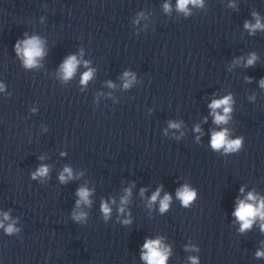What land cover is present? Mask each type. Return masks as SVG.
I'll use <instances>...</instances> for the list:
<instances>
[{
    "label": "clouds",
    "instance_id": "clouds-1",
    "mask_svg": "<svg viewBox=\"0 0 264 264\" xmlns=\"http://www.w3.org/2000/svg\"><path fill=\"white\" fill-rule=\"evenodd\" d=\"M189 5L203 7V0H177V10L183 12L185 15L190 14ZM165 11H170V5H164ZM253 16L256 18V23L252 24L250 22H245V28L248 29L251 33H255L256 30H264V23H261L260 18L257 13H253ZM21 43L23 47H21ZM16 52L23 59V65L25 68H33L37 66V58L42 57L44 55L43 48L41 46V41L38 37H31L25 39L22 42H17L16 44ZM257 57L255 54H252L247 60V66H252L255 64ZM80 61L76 58V56H69L61 65V71L63 73V79L68 80L71 78L77 68V65ZM85 66H87V62H85ZM93 75V71L89 69L86 71L81 79V84H87V82L91 79ZM131 76V73L125 72L124 77ZM135 79L132 76L131 80H126L124 83V87H130L132 81ZM260 87L264 88V79L260 82ZM110 86H114L111 85ZM0 90H2V86H0ZM232 97L231 95L225 96L222 99L213 100L209 107L212 110V115L214 117V123L217 125L226 124L229 119V113L232 111ZM217 109H222L223 114L217 111ZM171 128H179L180 125L177 123L169 124ZM196 132H200L199 126L195 128ZM243 137H238L236 139H231L228 129H223L221 131H213L211 135V148L215 151H220L223 149L225 153H237L243 148ZM49 168L47 166H40L38 170L32 173V179H36L37 177H46L48 175ZM73 178L72 169L69 167H65L63 172L59 176V180L61 183H66L68 180ZM161 189L158 188L151 196L149 203H154L160 196ZM243 191V189H241ZM128 195H130V190H126ZM144 189L141 190V194H143ZM76 195L79 197L77 200V207L81 203L90 204L89 196L90 192L86 187H81L77 190ZM128 195L122 198L121 204L124 205L127 203ZM196 191L191 188L189 185L185 184L180 189L177 190L176 196L181 201V204L184 208H191L193 202L196 199ZM171 195L165 194L162 199L159 200L160 212L164 213L169 209L171 202ZM101 211L103 213V217L105 220L111 214V208L107 202H102ZM119 211L124 212V208L121 207ZM233 215L240 222V231L244 232L250 229L253 223L259 219L264 221V199H259L252 193H249L246 199L239 200L238 206L236 210L233 212ZM87 214L84 212H80L78 214H73V219L77 222H84L86 220ZM4 220H9V216L7 213L4 214ZM128 223V221H125ZM0 228H4L5 232L8 235H11L18 231L15 227V221L9 223L7 227L3 222H0ZM261 231H264V223L260 224ZM141 258L146 261L147 264H166L167 258L170 254L168 249L163 248L161 245V241L159 239H147L143 244ZM257 257H264V251H257ZM191 264H199V260L197 257H189Z\"/></svg>",
    "mask_w": 264,
    "mask_h": 264
}]
</instances>
